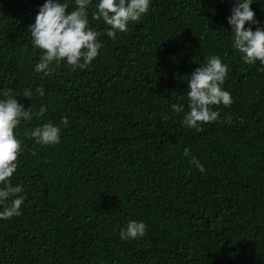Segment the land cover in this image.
I'll list each match as a JSON object with an SVG mask.
<instances>
[{"label":"trees","instance_id":"obj_1","mask_svg":"<svg viewBox=\"0 0 264 264\" xmlns=\"http://www.w3.org/2000/svg\"><path fill=\"white\" fill-rule=\"evenodd\" d=\"M43 3L0 0V93L47 108L15 130L23 150L11 181L25 201L0 220V264H264V66L232 47V0H152L115 39L92 20L93 0L100 54L47 77L34 71L41 50L27 31ZM251 8L264 22V0ZM211 55L229 66L234 102L196 131L171 105L187 111L188 75ZM48 122L59 145L26 135ZM129 220L146 223L143 238L121 240Z\"/></svg>","mask_w":264,"mask_h":264},{"label":"clouds","instance_id":"obj_2","mask_svg":"<svg viewBox=\"0 0 264 264\" xmlns=\"http://www.w3.org/2000/svg\"><path fill=\"white\" fill-rule=\"evenodd\" d=\"M223 2V0H221ZM256 0H232L227 23L233 35L232 47L242 61L255 65L257 61L264 66V22L255 19L251 5ZM152 0H95V10L91 13L92 20L102 21L106 26V35L117 38L118 33L127 32L131 23L141 21L150 11ZM93 0H74V9H70V0H44L39 6L27 31L31 36L34 48L40 51L39 61L34 71L43 77L52 75L55 66L64 62L72 71L87 68L100 54L103 47L98 39L99 33L90 26L89 7ZM246 25H248L246 27ZM187 80V111L184 104H172L174 114H184L182 124L196 131L202 125L218 121L220 113L214 107L231 106L234 102L231 93L223 88L229 73L228 64L220 56L211 55L206 62L199 64ZM264 70V69H262ZM35 93L45 95L43 87H37ZM0 220H10L22 214L24 204V188L13 185L11 178L19 167L18 157L22 154L23 141L16 134L22 122H30L47 112L41 105L38 112L32 107H25L9 91L0 93ZM32 91L25 92L24 97H31ZM61 123L67 125V118ZM26 135L43 146L61 143V128L51 122L35 127ZM183 155L191 157V164L200 173H205L204 165L192 157L188 148ZM147 231L144 221L129 220L120 232L123 241L143 238Z\"/></svg>","mask_w":264,"mask_h":264}]
</instances>
